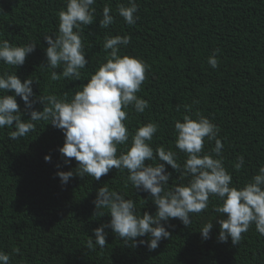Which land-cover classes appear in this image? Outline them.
<instances>
[{
  "label": "trees",
  "instance_id": "trees-1",
  "mask_svg": "<svg viewBox=\"0 0 264 264\" xmlns=\"http://www.w3.org/2000/svg\"><path fill=\"white\" fill-rule=\"evenodd\" d=\"M127 2L96 0L94 23L82 26L88 65L80 70V80L61 75L53 81V70L41 66L46 65L49 46L43 37L58 34L57 13L65 0H0V39L16 46L37 44L17 69L0 62V73L17 71L22 81L30 77L36 96L71 99L106 62L105 35H130L131 42L120 46V54L143 59L150 71L137 93L149 106L143 113L129 106L125 121L129 132L156 122L159 128L151 146L177 152V162L183 165L186 156L175 147L174 123L183 122L188 106L193 118L199 113L218 126L224 164L233 184L243 186L264 164V0H137L139 19L132 26L117 12L118 5ZM105 4L115 17L106 29L99 24ZM216 49L219 63L212 68L208 57ZM56 71L62 72V66ZM17 103L25 113L22 118L30 119L31 110L26 111L22 98L17 97ZM34 109L42 111L43 105L37 103ZM34 123L35 130L19 140L9 139L14 128L0 129V251L11 254L9 264H264V236L255 224L242 234L239 245H233L231 238L227 243L218 241L216 221L223 218L213 210V204L221 203L218 197H210L204 212L191 214L189 227L179 218L170 219L165 227L171 238L161 240L154 251L146 245L126 246L111 228L105 229L104 248L94 242V249H88L93 229L111 219L107 209L102 210L103 217L95 215L93 201L100 187L133 199L139 215H155L157 206L149 193L127 182V170L113 168L99 181L87 174L74 175L62 185L56 173L75 172L78 163L75 158H70V165L64 162L59 151L65 142L62 130L51 120ZM124 147L118 146L117 155ZM214 147V140H205L204 152ZM49 154L51 162H46ZM239 155H244L245 165L236 171L232 165ZM166 171L172 173L166 188L187 183L170 165ZM208 222L214 227L211 238L204 240L200 230Z\"/></svg>",
  "mask_w": 264,
  "mask_h": 264
},
{
  "label": "clouds",
  "instance_id": "clouds-1",
  "mask_svg": "<svg viewBox=\"0 0 264 264\" xmlns=\"http://www.w3.org/2000/svg\"><path fill=\"white\" fill-rule=\"evenodd\" d=\"M96 0H65V7L57 13L58 34H46L43 38L49 45L46 48V66L53 71L51 80H59L62 75L73 81L80 80L81 69L86 68L82 26H89L95 21ZM137 0H128L127 6L119 4L118 15L129 25H135L139 16ZM112 8L105 4L100 28H108L115 22L111 14ZM131 42L130 35H105L103 50L108 53L106 62L99 65L90 79L82 84V90L76 91L68 99H58L55 95L36 96L33 91L34 80L30 77L22 81L17 71L0 73V129L7 126L13 129L9 139L19 140L30 131L35 130L36 121L51 120L52 126L63 131L65 142L59 149L67 165L75 158L78 167L74 171H58L62 185H67L74 175L81 178L85 174L99 181L113 168L118 171L127 170V182L133 189L150 194L157 206L155 215L144 212L137 213L136 202L126 195L102 186L97 190L93 201L95 215L103 217L107 209L110 222L93 229V237L87 241V248L95 245L104 248L106 245V228L124 241L126 246L146 245L150 251L159 247L163 239L171 238L165 224L172 218L188 226L192 223L191 214L204 212L210 203V197H218L221 203L213 204V210L222 214L217 219L220 226L218 241L227 243L231 238L233 245H239L243 236L252 224L256 231L264 236V164L258 172L243 186L233 184L232 174L228 171L222 157L224 144L219 138V128L208 117L196 113L185 106L188 114L183 115V122L175 120V147L186 156L183 165L177 162L178 153L158 145L151 146L159 125L149 121L130 133L125 121L128 119L127 109L132 106L136 113H143L149 101L139 97L142 84L150 66L139 57L121 55L120 46ZM37 44L29 42L16 46L7 39H0V62L9 66H22L26 57L35 51ZM109 50H111L109 52ZM219 49L208 57L212 68L218 67ZM62 66V72L56 69ZM37 82V81H36ZM38 83V82H37ZM9 92L14 94L9 95ZM17 97L22 98L25 109L30 111V119L24 120ZM40 103L43 110H35L34 105ZM179 110V109H177ZM129 140L131 143L129 144ZM205 140L215 141L211 152H204ZM125 146L120 151L118 146ZM159 161L155 163V161ZM51 162V155L45 156ZM149 161V163H145ZM170 165L187 183L175 184L166 188L172 179V173L166 171ZM245 165L244 155H239L233 162V169L239 171ZM59 167V166H58ZM127 186V184H126ZM226 214V215H225ZM214 224L208 222L200 230L202 238H211L210 232ZM149 236L148 240L138 237ZM17 253L19 249L15 250ZM10 253L0 251V264H9Z\"/></svg>",
  "mask_w": 264,
  "mask_h": 264
}]
</instances>
